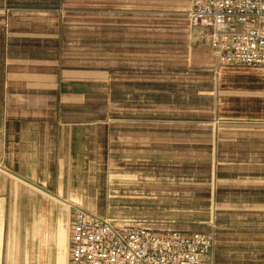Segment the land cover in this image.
<instances>
[{"label": "crops", "instance_id": "0c3cea01", "mask_svg": "<svg viewBox=\"0 0 264 264\" xmlns=\"http://www.w3.org/2000/svg\"><path fill=\"white\" fill-rule=\"evenodd\" d=\"M73 1L0 0V264H68L71 215L75 209L105 214L107 183L116 165L136 167V174L142 168L143 176L149 149L145 142L161 141L157 149L163 150L191 144L192 118L184 110L171 112L176 70L189 74L191 62L217 77L264 69L217 67L205 43L193 46L186 16L181 19L187 27L184 45L178 48L184 55L194 50V60L144 62V39L136 36L127 42L126 26L143 12L134 16L137 13L123 11L138 6L143 10L144 0H103L113 13L107 17L103 50H97L95 30H88L86 38L69 27L79 21L75 15L63 18L60 8ZM85 39L87 56L80 58ZM98 51L104 56L102 66L96 63ZM129 54L135 57H124ZM241 93L218 100V105L231 103V111L217 106L211 115L200 117L199 124H205L200 134L210 142L207 148L223 152L217 164L235 169V178L211 181L200 231L141 227L158 233H210L208 264H264V98ZM116 98L120 158L113 156ZM160 100L165 102L161 110ZM216 120L226 121L215 126ZM226 155L232 160H225ZM170 179L148 178L145 184L125 178V183L142 191L137 198L172 199L161 201L174 210L159 212L165 217H193L189 196L169 194L174 183Z\"/></svg>", "mask_w": 264, "mask_h": 264}, {"label": "rangeland", "instance_id": "374dc122", "mask_svg": "<svg viewBox=\"0 0 264 264\" xmlns=\"http://www.w3.org/2000/svg\"><path fill=\"white\" fill-rule=\"evenodd\" d=\"M73 2L74 4L72 5L68 3L65 8H60L63 18L75 15V20L79 21L74 22V26L69 27H74L73 30L84 32L80 35H84L86 38L88 37V30H95L97 32V35H95L97 44H99L97 45V50H103L104 33L107 34L109 32L110 25L106 23L107 17L113 13V9L109 4L103 5V0H96V5L88 3V0H80L79 4L75 0ZM189 2L190 0H161L159 4H153V0H144L143 10H139V6L138 8L123 10L125 13H137L134 16H138L143 12L141 18L138 16V20L133 21L135 23H128L126 26L128 25L129 30L127 31V42L134 40L132 38L136 36L143 37L145 49L142 57L144 62L170 61L178 63L194 60L196 55L194 50H192V54L187 55L186 53L184 55L183 48H178V46L184 45L182 39L185 34L184 30H187V27L181 19L185 16ZM99 3L102 5H99ZM142 27L143 30H140ZM192 41L193 46H204L203 42L194 39V35ZM83 42L84 47L80 46V58L87 56V40L85 39ZM172 46H176L175 52H172ZM151 50H154L155 54H151ZM98 52L96 63L102 66L104 56L101 51ZM124 57L130 59V57H135V55L129 54V56ZM127 61L125 62L127 63ZM191 63L192 69L189 74L184 75L181 73L182 71L176 70L172 81L175 98H171L170 101L175 106V108L171 109V112L176 111V114H178L179 110H184L187 112V116L192 118L193 133L191 134V144L184 146L176 144L175 150H163L157 149L159 145H163L161 141L160 143L145 142L149 149L145 150L143 176L142 168L138 170V174H136V167L116 165L113 168L110 182L107 183L105 207L102 206L105 214L102 217L112 220L116 225H126L135 228H165V230L167 228L173 230L174 227H180L182 229L190 228L200 231L202 226L200 223L203 220L205 221L206 212H208L206 210V203L207 201L209 202V199L206 200L208 188L212 186V182L214 183L216 178L219 180L224 179V176L235 178V169L233 171L231 167H223L217 164L223 152L207 148L210 147V142L206 136L200 134L199 128H201V125H205L199 124L200 119H202L200 117L203 114L211 115L217 106L220 111H231V103H223L221 101L218 105L220 98H235V94H242L241 92L244 93V91L250 96H255V98H264V69H240L233 74L224 73L217 77L202 71L203 67L200 65ZM147 100L151 101V98H147ZM118 102L119 98H116L112 106V115L117 120L113 122V156L115 158H120L122 154L119 152ZM160 102L163 103L162 100ZM164 103L163 105L158 104L157 107L161 110ZM97 109L102 110L99 107ZM225 121L216 120L214 123L216 126L220 124L219 122ZM208 128H211V126ZM155 137L161 138L162 136L157 135ZM177 142L178 138H176ZM152 145H156L154 146L156 148L153 149ZM226 156L225 160H232L230 155ZM165 175L170 176L172 178L170 181L174 182L173 185L169 186L171 187L169 194L172 196L184 194L190 197L189 211L194 214L193 217L188 216L185 220H175L176 217L170 215L165 217L164 214L159 212L174 210L170 204H162L163 202L161 201L172 199L137 198V194L143 195L142 191H137L134 184L125 183V181L133 179L137 182L144 180L146 184L148 178L151 181V179ZM139 186H142L141 183ZM203 196L205 197L203 198ZM146 197L152 198L151 196ZM152 201L157 202L152 203ZM183 210L185 212V209Z\"/></svg>", "mask_w": 264, "mask_h": 264}, {"label": "built area", "instance_id": "2783aa9c", "mask_svg": "<svg viewBox=\"0 0 264 264\" xmlns=\"http://www.w3.org/2000/svg\"><path fill=\"white\" fill-rule=\"evenodd\" d=\"M185 16L217 67L264 66V0H192ZM212 246L210 233H158L75 209L68 264H208Z\"/></svg>", "mask_w": 264, "mask_h": 264}]
</instances>
